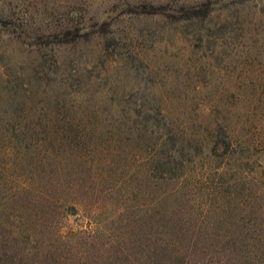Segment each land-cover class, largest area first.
I'll list each match as a JSON object with an SVG mask.
<instances>
[{"label": "trees", "instance_id": "obj_1", "mask_svg": "<svg viewBox=\"0 0 264 264\" xmlns=\"http://www.w3.org/2000/svg\"><path fill=\"white\" fill-rule=\"evenodd\" d=\"M189 14L204 26L212 10L193 9ZM81 31L65 30L66 44L69 35L74 43L78 36H87ZM60 44L57 39L35 40L31 45L36 60L29 68L9 76L2 73L0 264H234L236 233L211 229L222 223L211 219L217 207L192 199L202 187L186 182L194 160L204 155V146L207 158L231 155L232 139L226 130L217 126L205 145L167 119L161 106L142 110L118 101L107 107L108 99L118 95L102 85L90 93L99 78L87 76L90 85L83 90L76 83L78 77L66 75L53 55L55 67L50 66L40 46ZM106 50L117 56L109 44ZM66 95L73 97L71 103ZM122 107L131 108L117 119V127L104 118L90 122L72 117L100 109L118 113ZM249 194L251 206L264 200L263 188L251 186ZM213 195L217 189L208 194L212 202ZM229 205H222L226 215ZM257 209L258 218H263L262 208ZM78 212L94 220L95 228L63 231L66 217ZM145 214L156 220L150 234ZM164 218L168 227L161 223ZM248 222L252 227L262 223L255 218ZM241 233L242 260L264 264V231L252 228Z\"/></svg>", "mask_w": 264, "mask_h": 264}, {"label": "rangeland", "instance_id": "obj_2", "mask_svg": "<svg viewBox=\"0 0 264 264\" xmlns=\"http://www.w3.org/2000/svg\"><path fill=\"white\" fill-rule=\"evenodd\" d=\"M202 8L212 10L204 26L189 14ZM67 29L88 34L78 36L76 43L69 35L66 44ZM42 38L63 43L42 45L41 53L51 67L53 55L66 75L77 76L78 87L88 90L91 75L99 80L90 93L101 85L115 90L118 96L108 99L107 107L118 101L142 110L161 106L167 119L205 145L217 126L226 130L232 139L231 155L207 158L204 146V155L194 160L186 182L202 187L192 199L217 207L211 219L222 223L211 229L236 233L234 264H251L241 258L245 245L240 240L241 232L264 231V217L258 218L257 209L262 208L264 216V200L251 206L249 194L251 186L264 189V0H0V81L2 73L9 76L29 68L36 60L31 44ZM107 44L116 57L107 52ZM49 98L53 101L54 94ZM65 100L71 103L73 97L66 95ZM130 108L72 117L90 122L104 118L117 127V119L128 115ZM212 189H217L215 203L208 198ZM224 202L230 203L228 215ZM143 217L149 233L155 217ZM251 218L262 223L252 227L247 223ZM161 223L168 227V218ZM95 224L78 212L66 217L62 230L94 229Z\"/></svg>", "mask_w": 264, "mask_h": 264}]
</instances>
